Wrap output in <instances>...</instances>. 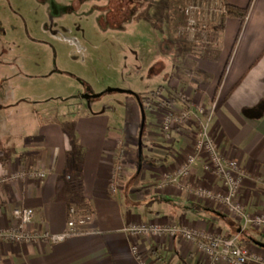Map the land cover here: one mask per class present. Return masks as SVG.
I'll list each match as a JSON object with an SVG mask.
<instances>
[{
  "label": "crops",
  "instance_id": "1",
  "mask_svg": "<svg viewBox=\"0 0 264 264\" xmlns=\"http://www.w3.org/2000/svg\"><path fill=\"white\" fill-rule=\"evenodd\" d=\"M226 2L245 7L250 0ZM216 25L222 27L219 40H202L200 50L186 40L171 38L170 45L177 50L163 55L168 71L165 83L156 89L185 91L192 101L205 106L219 98L212 131L222 153L246 170L242 196L247 208L257 211L264 205V188L257 183L264 178V0H253L243 25L239 17L227 14L218 15L212 26ZM92 96L91 90L79 94L83 102L76 101L72 112L64 113L67 124L46 114L24 141L7 146V139L0 138V175L22 169L47 172L43 180L27 176L2 183L0 228L14 222L15 208L28 206L35 211L30 229L62 232L67 228L69 208L77 206L93 213L90 231L56 243L0 240V264H141L132 254L131 237L125 230L140 221L214 229L264 254V233L254 226H245L176 186L155 190L153 182L163 171L184 160L198 126L177 128L172 139L166 138L157 113L161 103L155 99L146 110L140 153L141 103L131 104L125 116H118L107 109L93 110ZM169 102L164 105L167 109L180 106L177 97ZM121 146L127 152L124 186L115 195L109 182ZM195 179L198 184L221 185L201 166L195 170ZM142 243L157 264H207L196 245L179 236L151 237Z\"/></svg>",
  "mask_w": 264,
  "mask_h": 264
},
{
  "label": "rangeland",
  "instance_id": "2",
  "mask_svg": "<svg viewBox=\"0 0 264 264\" xmlns=\"http://www.w3.org/2000/svg\"><path fill=\"white\" fill-rule=\"evenodd\" d=\"M190 1L0 0V138L7 146L24 141L46 114L67 124L64 113L90 90L101 94L93 97V110L125 116L131 104L165 83L163 55L177 50L171 38L202 42L199 31L187 29ZM192 1L212 17L211 32L220 15L212 7L219 2Z\"/></svg>",
  "mask_w": 264,
  "mask_h": 264
},
{
  "label": "built area",
  "instance_id": "3",
  "mask_svg": "<svg viewBox=\"0 0 264 264\" xmlns=\"http://www.w3.org/2000/svg\"><path fill=\"white\" fill-rule=\"evenodd\" d=\"M217 1L219 3L212 7L214 11H218L219 14H227L226 6L220 0ZM190 2L185 7L187 29L190 31L196 29L195 32L199 31L197 33L199 36L208 31L212 17L204 16L198 1ZM200 45L195 47L198 49ZM152 96L161 103L162 111L158 116L166 138L172 139L177 128L198 126L194 132L193 146L186 153L184 160L178 165L167 167L154 187L159 190L176 186L201 202L223 209L245 226L252 225L264 233V205L257 211H250L247 208V201L242 196L247 172L237 160L229 159L222 153L217 137L212 131V124L220 103L219 98H212L211 103L205 106L195 103L182 91L176 92L172 88H158L152 93ZM170 96L177 97L180 106L167 109L162 103L169 105ZM126 153L124 146H121L112 167L109 188L115 195L120 194L123 188L122 177L125 172ZM200 166L205 173L217 178L221 185L213 187L202 183L198 184L195 179V170ZM27 176L43 180L46 178L47 172L42 169L31 171L22 169L15 173H4L0 175V186L5 181L24 179ZM257 183L264 188L263 177L258 178ZM13 214L14 222L0 228V240L16 243L37 240L56 243L70 236L89 232L88 226L94 220L93 213L84 212L77 206H71L67 228L62 232H52L30 229L29 226L35 217V211L31 207H17ZM125 230L131 237L132 254L141 264H157L148 256L142 240L167 236H179L195 244L197 249L205 255L207 264H264V254L250 251L239 243L238 237L226 236L214 229L208 231L195 225L170 221H140L128 224Z\"/></svg>",
  "mask_w": 264,
  "mask_h": 264
},
{
  "label": "trees",
  "instance_id": "4",
  "mask_svg": "<svg viewBox=\"0 0 264 264\" xmlns=\"http://www.w3.org/2000/svg\"><path fill=\"white\" fill-rule=\"evenodd\" d=\"M220 2L223 5L226 6L227 15L239 17L241 19L242 25H243L245 20H246V18H247V16H248V14H249V12H250L253 0H250L248 5L245 6V7H242V6H239V5H235V4H232V3H228V2H226V0H220ZM221 32H222V27L218 26V27H215L211 32L199 35V37H200L201 40H204V41H207V42H214V41L219 40ZM159 89H163V87H159ZM154 91H151L148 94H146L143 98H140V103L145 108V111L147 110L148 106L152 105L153 103H156L155 98L152 96V93ZM169 99L170 100L176 99V97L175 96H170ZM170 100H168V101H170ZM162 104L166 105L164 102ZM86 210H88V209H86Z\"/></svg>",
  "mask_w": 264,
  "mask_h": 264
},
{
  "label": "water",
  "instance_id": "5",
  "mask_svg": "<svg viewBox=\"0 0 264 264\" xmlns=\"http://www.w3.org/2000/svg\"><path fill=\"white\" fill-rule=\"evenodd\" d=\"M110 90H119V91H122L121 89H115V88H110ZM99 96V94L97 95H94L93 97H97ZM141 110H142V122H141V128H140V141H139V150H140V153H142V138H143V131H144V127H145V122H146V111H145V108L142 106L141 104Z\"/></svg>",
  "mask_w": 264,
  "mask_h": 264
},
{
  "label": "flooded vegetation",
  "instance_id": "6",
  "mask_svg": "<svg viewBox=\"0 0 264 264\" xmlns=\"http://www.w3.org/2000/svg\"><path fill=\"white\" fill-rule=\"evenodd\" d=\"M93 97V96H92ZM140 102V101H139Z\"/></svg>",
  "mask_w": 264,
  "mask_h": 264
}]
</instances>
